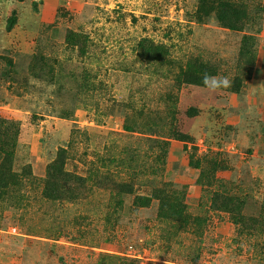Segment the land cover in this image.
Segmentation results:
<instances>
[{
  "label": "rangeland",
  "instance_id": "1",
  "mask_svg": "<svg viewBox=\"0 0 264 264\" xmlns=\"http://www.w3.org/2000/svg\"><path fill=\"white\" fill-rule=\"evenodd\" d=\"M0 264H264V0H0Z\"/></svg>",
  "mask_w": 264,
  "mask_h": 264
},
{
  "label": "trees",
  "instance_id": "2",
  "mask_svg": "<svg viewBox=\"0 0 264 264\" xmlns=\"http://www.w3.org/2000/svg\"><path fill=\"white\" fill-rule=\"evenodd\" d=\"M206 1L207 0H201L202 3H205ZM220 20H222V18H220ZM141 46L149 48L151 50L152 49L156 50L159 53H161V55L167 54L165 48H163L162 46L155 47L153 46V44H149V42H146V41L141 42ZM195 84L199 86L204 85L202 82V78H196ZM153 199H156L159 201L158 215L160 219H164V220L171 221V222L183 221L185 206L181 204L169 205L164 200H162V198L157 193L154 194V198L145 197V196H137L134 198L133 205L136 207H149ZM216 203H219V201H217ZM227 206L226 208H224V211L225 210L229 211ZM219 209H223V208L220 207Z\"/></svg>",
  "mask_w": 264,
  "mask_h": 264
}]
</instances>
